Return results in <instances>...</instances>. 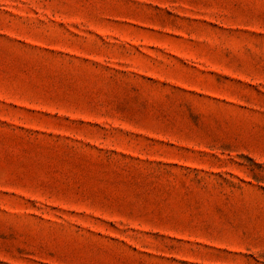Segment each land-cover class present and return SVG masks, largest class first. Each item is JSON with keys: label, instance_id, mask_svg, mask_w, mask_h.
Here are the masks:
<instances>
[{"label": "rangeland", "instance_id": "rangeland-1", "mask_svg": "<svg viewBox=\"0 0 264 264\" xmlns=\"http://www.w3.org/2000/svg\"><path fill=\"white\" fill-rule=\"evenodd\" d=\"M0 264H264V0H0Z\"/></svg>", "mask_w": 264, "mask_h": 264}]
</instances>
